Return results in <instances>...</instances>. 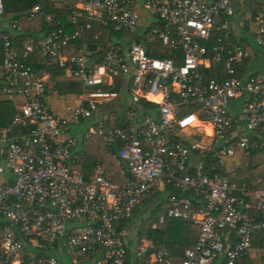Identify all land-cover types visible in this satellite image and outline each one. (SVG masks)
I'll return each instance as SVG.
<instances>
[{"label": "built area", "instance_id": "1", "mask_svg": "<svg viewBox=\"0 0 264 264\" xmlns=\"http://www.w3.org/2000/svg\"><path fill=\"white\" fill-rule=\"evenodd\" d=\"M59 1L82 3L89 19L130 38L125 50L110 43L98 61L76 49L79 31L57 29L45 39L24 40L20 58L3 35L4 92L22 106L11 128L0 129V264H215L219 259L238 264L248 256L253 235L264 232V189L253 192L254 204L242 200L229 179L235 169L227 159L236 149L249 153L255 136L264 150V72L244 73L237 66L247 53L226 48L232 32L220 19L232 16V0H142L158 29L140 40L134 36L137 17L128 8L130 0ZM4 8L0 0V20ZM40 14L39 7L30 11L31 17ZM76 16L72 12L68 18L71 25ZM90 29V24L83 27ZM153 40L180 60L150 56ZM253 43L264 51V16L255 20ZM33 57L37 68L28 62ZM211 68L215 77L209 78L204 72ZM57 69L90 88L127 79L134 104L130 120L140 101L157 106L155 115L139 123L109 128L95 120L88 129V136L101 138L108 151L117 149L123 183L108 180L100 164L90 178L74 173L77 141L66 136L119 93L85 92L70 112L58 116L44 104L43 78ZM181 109L189 111L181 114ZM197 126L211 129L210 147L185 137ZM16 129L22 133L19 139L13 138ZM196 154L201 158L191 168ZM156 190L167 196L154 228L171 220L198 228L195 245L179 261L143 239L129 251L126 226Z\"/></svg>", "mask_w": 264, "mask_h": 264}, {"label": "crops", "instance_id": "2", "mask_svg": "<svg viewBox=\"0 0 264 264\" xmlns=\"http://www.w3.org/2000/svg\"><path fill=\"white\" fill-rule=\"evenodd\" d=\"M47 1L49 2L52 9L71 12L70 15L65 19L67 28L62 27L59 21L57 23V29H62L68 34H72L76 31L80 32L81 38L75 42V47L77 50L83 49L87 51L92 58H95L99 61L103 57L108 46L111 45L110 43H117L124 50L127 48L129 41L128 38L130 37L120 31H116L111 26H101L98 25L94 20L89 19L83 10L82 3H63L59 0ZM34 7L40 8L38 0H5V16L3 20H0V67L2 66L6 57L5 41L3 35L8 37L10 43V52L14 54L15 57L20 58L24 40H42L49 36L53 31L57 30L55 29L51 32L44 30L46 25L48 26L50 25V22H53V17L52 15H46L44 18L42 9L40 15L31 17L30 11ZM128 8L134 12L137 17V28L134 36H136V38L138 37V40H140L139 37L144 36V34L148 31L158 29V22L145 9L142 0H130ZM232 11L233 14L231 17H223L220 19L221 22L226 21L229 23L230 31L232 32L231 39L228 41L226 48L233 50L235 47H241L247 53V59L239 63L238 66V68L244 73L251 74L256 72H264L262 67L250 68L248 65L250 59L248 50L251 46L249 40H251V38L253 40L255 34V20L258 17L264 16V0H232ZM72 12H75L77 15L75 25H71L68 21V18L72 15ZM86 24H90L92 29L83 30V27ZM100 28H107L110 31L107 43L103 47L94 45L89 48L88 38H86L84 34L86 32L96 31L93 36V41L98 42L103 37V32ZM252 28L254 29L253 32H251ZM148 50L151 52L150 56L154 58H180L179 54L168 50L161 42L157 40L152 41ZM37 60V57H33L29 59L28 62H31L36 66ZM204 73L209 78L212 75H215L213 68L207 70ZM43 78L46 90L44 104L58 116H64L70 112V110L75 107L78 96L85 92L107 90L119 93V97L116 100L100 106L94 118L83 121L79 126H72L66 136L73 137L77 141V147L75 151L76 164L73 167L74 173L83 174L86 178H90L93 174L94 166L100 164L104 167L105 176L108 180L116 184L123 183L124 178L122 177L115 161L117 153H113V155L112 152L108 151L101 138L97 136H88V129L94 124L95 120H102L109 128L126 126L127 122L139 123L141 122L143 116L155 115L156 110L143 106L142 101L144 100H142L136 108V116L134 120L129 119L128 112L131 107L134 106V104L132 103L131 83L125 78H116L114 81L108 79L105 81L103 86L93 88L84 87L79 80L69 76L62 69L48 72L43 76ZM7 86L8 82L6 81L5 76L0 72V107L3 109V111L0 112V129L5 130L11 128L13 119L15 116L20 114V109L22 106L20 99L11 96L8 97L4 92V89ZM82 126L86 128V131L83 133V135L81 131ZM238 127L239 124H236L235 129ZM14 131L15 133L13 138L19 139L22 133L17 132V129ZM211 134L212 132L209 126H197L195 128L188 129L184 133L185 137H187L186 135H189L192 141L198 142L202 141V139L210 140ZM93 139H96V141ZM259 140L260 139L257 136L250 138V148L248 150L249 153L245 154L241 150L236 149L235 156L233 157V159H235L233 161H230L232 158L227 160V166H231L235 169V174H231L229 176V179L236 190L235 193L241 196L242 200L250 204L255 203L253 192L257 189H264V150L257 147L259 145ZM200 158V154H196L192 157V161L190 163L191 168L196 165ZM166 196V193L156 190L152 193V195L149 196V200L151 199L150 201H146L145 198L142 201L143 203L136 209V217H134L131 222L127 224L126 228L128 229L132 221L141 216L140 214L144 207L152 205L154 201L155 207L151 220H153L155 217L157 218L161 212L158 208L160 206V209H163L165 206ZM144 202H147L146 205H144ZM262 218L264 219V213L262 214ZM174 222L186 223L187 226L184 227L186 233L193 231L194 243L191 246L192 248L195 245L198 237L197 226L193 225L191 222H183L180 220H173L171 223L167 222L169 223L167 226L170 229H173L172 225ZM152 224L150 229H157V226L154 228ZM141 225L143 226L144 223ZM140 239H143L151 247L159 250L165 249L174 256V254L164 244L160 245L158 242H153L151 239L145 237V235H141V233L138 235V238H128L130 252L131 249L137 245L138 240ZM163 243L165 242L163 241ZM189 248L190 247L186 249ZM186 249H184L182 252L175 253V255H179L181 257ZM215 264H223V259L217 260ZM238 264H264V232H256L253 235L252 247L248 256L240 260Z\"/></svg>", "mask_w": 264, "mask_h": 264}, {"label": "trees", "instance_id": "3", "mask_svg": "<svg viewBox=\"0 0 264 264\" xmlns=\"http://www.w3.org/2000/svg\"><path fill=\"white\" fill-rule=\"evenodd\" d=\"M38 1H39V6H40V11L42 9V14H43L44 18L46 15H52V17H53V22H50V25H48V26L46 25V27H44V30L51 32L52 30L57 29L58 28L57 23L59 21H60V25L62 27L67 28V26L65 24V19L67 18V16L70 15L71 12L65 11V10L52 9L47 0H38ZM4 7H5V0H4ZM4 11H5V8H4ZM100 29L103 32V35H102L103 37L98 42L93 41V36L96 33V31L86 32L84 34V36H86V38H88L89 48L94 46V45H98V46L103 47L107 43L110 31L107 28H100ZM148 54L150 55L151 52H148ZM213 76L215 77V75H212L211 77H213ZM142 105L145 107H149L150 109H154V110L157 109V106L155 104L146 103L145 101H142ZM188 111H189V109H181L180 113L184 114V113H187ZM113 153L114 154L117 153L116 148H114L112 150V154ZM173 191H171V193H173ZM176 192H177L176 195H184L187 197H191L190 194L182 193L180 191H176ZM192 199H193V197H192ZM145 200L146 201L149 200V196H147ZM146 203L144 202V205H146ZM160 211L162 212L163 210L160 209ZM135 215H136V212H135ZM155 220H156V217L153 220L148 221L147 223H145L142 226L141 231L142 230L143 231H142L141 235H143V236L145 235V237H147L148 239H151L153 242H158V244H160V245L164 244L174 254V259L176 261H179L181 257L179 255L178 256L175 255V253L182 252L184 249H186L188 247L191 248V246L194 243L193 242L194 241L193 231H190V233H186L184 227H186L187 225H186V223H182V222H174L172 225L173 229H170L167 225H160V226H157V229L151 230L150 226H151L152 222ZM171 221L173 222V220H171ZM171 221H169V222L171 223ZM2 224L3 223H2V220L0 217V228H1ZM163 241L165 243H163Z\"/></svg>", "mask_w": 264, "mask_h": 264}, {"label": "rangeland", "instance_id": "4", "mask_svg": "<svg viewBox=\"0 0 264 264\" xmlns=\"http://www.w3.org/2000/svg\"><path fill=\"white\" fill-rule=\"evenodd\" d=\"M253 31H254V29L252 28L251 32H253ZM249 43H251V46H250V49L248 50V52L250 54V59H249L248 65L250 66V68L251 67L252 68L262 67L264 69V51H262L261 49L258 50L254 46L252 38H251V40H249ZM2 111H3V109L0 107V112H2ZM81 131H82V135H83V133L86 131V128H84L82 126ZM93 140L96 141V139H93ZM198 143L203 144L204 146L210 147V140H203L202 139V141H200ZM234 159L232 158V160H230V161H233ZM253 169H255V168H253ZM154 204H155V201L153 202L152 205L144 207L142 209L141 214H140L141 216L136 218L135 220H133L132 223L129 225V227H128V232H129V236H130L129 239H131V237L138 238V235L140 233H142L143 230L141 231V228H142L141 224H143V223L145 224L152 219L153 211H154V207H155ZM158 209L160 210V206ZM165 225H169V223H167Z\"/></svg>", "mask_w": 264, "mask_h": 264}, {"label": "clouds", "instance_id": "5", "mask_svg": "<svg viewBox=\"0 0 264 264\" xmlns=\"http://www.w3.org/2000/svg\"><path fill=\"white\" fill-rule=\"evenodd\" d=\"M193 119H194V117H193Z\"/></svg>", "mask_w": 264, "mask_h": 264}]
</instances>
